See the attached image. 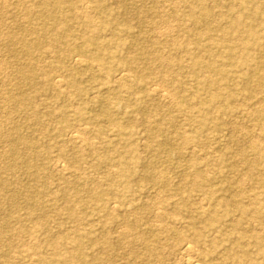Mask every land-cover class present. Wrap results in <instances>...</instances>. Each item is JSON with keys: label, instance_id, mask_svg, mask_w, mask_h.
Instances as JSON below:
<instances>
[{"label": "rangeland", "instance_id": "374dc122", "mask_svg": "<svg viewBox=\"0 0 264 264\" xmlns=\"http://www.w3.org/2000/svg\"><path fill=\"white\" fill-rule=\"evenodd\" d=\"M124 1L131 5L126 16L118 15L113 0H82L60 10H46L37 0H0V183L6 185L0 222L10 220L0 241L11 238L18 247L9 263L57 264L51 244L59 242L65 256L77 257L82 247L85 260L76 264H178L183 238L195 243L192 256L202 264H264V115L253 116L264 109V80L246 84L258 63L247 62L241 46L252 44L255 56L264 51V0ZM84 8L92 27L74 17ZM193 8L213 15L196 25ZM101 9L121 22L127 18V27L104 26ZM33 10L39 15H30ZM118 33L123 44L109 46L112 58L96 62L105 41ZM141 54L171 66L156 62L146 82L131 90L115 86L109 76L124 70L121 61ZM198 57L224 70H203L213 85L200 101L192 95L195 78L184 68ZM25 67L29 74L23 75ZM58 79L64 83L57 86ZM71 80L82 84L84 97ZM244 86L253 97L241 93ZM154 89L158 95L146 96ZM110 90L120 92L114 104L92 99L94 92ZM212 93L222 100L215 111L207 99ZM7 97L17 101L5 102ZM82 110L91 121H79ZM103 110L111 116L95 120ZM156 127L161 135L153 134ZM77 128L78 138L70 141L68 133ZM14 129L19 137L12 136ZM167 139L172 145L160 153ZM231 197L235 204L227 205ZM32 200L38 209L33 216L26 210ZM135 220L140 229L128 237L127 223ZM135 236L140 242L130 244Z\"/></svg>", "mask_w": 264, "mask_h": 264}, {"label": "bare ground", "instance_id": "6f19581e", "mask_svg": "<svg viewBox=\"0 0 264 264\" xmlns=\"http://www.w3.org/2000/svg\"><path fill=\"white\" fill-rule=\"evenodd\" d=\"M37 1L46 10H48L50 8L51 9H56V10L59 9L60 10L61 5H64V4H67V3L71 7H76L77 4L82 3V0H60L58 2H55V1H52V0H37ZM96 1H98V0H96ZM113 1H115L117 3V6L118 7H117V9L115 11L118 13V15L124 14V16H126L127 14H129L131 12V10H130V6L131 5H130V3L128 1H124V0H113ZM4 3H5V1H4ZM98 4H99V7H100V4H103V3L98 2ZM192 7H194V6H192ZM244 11H247V10L244 9ZM39 13L40 12L33 10V11L30 12V15H35L36 16V15H39ZM41 13H43V12H41ZM146 13H145V11L143 12V11H138L137 10V14L139 16L145 17V15H147ZM158 14H160V13H158ZM100 15H99V17H102L104 19L103 20V22H104L103 24H105L104 26H108V25L109 26H113L114 29L119 30V31L121 30L120 28H122L124 26L127 27V24H126V22H128L126 20L127 18L123 22H121L120 20L115 19L114 17H115L116 14L115 13H112V10L111 11L110 10L109 11L108 10L104 11L103 9H101ZM212 15H213V13L211 11L207 10V9H204L202 11V13H196L195 9L193 8L190 17L193 19V21L195 22L196 25H202V24H206V22L208 21V19L210 17H212ZM252 15L255 16L256 15V12H253ZM74 17H75V19H81V20H83V23H84L85 27H87V28L89 26H91V27L94 26V22L95 21L88 14L86 8H84V11H81L80 13H75L74 14ZM47 18L49 20H51V18H53V14L51 16L47 17ZM166 27H165V30L167 29ZM170 27H171V25H170ZM235 27L237 29H239L240 24H238V25L235 24ZM103 29H104V27L101 28V30H103ZM69 31L70 30H68L67 32H69ZM208 31L210 33L211 31H214V30H210L208 28ZM159 33H160V31H159ZM193 33H194L193 34V37L195 36L197 38V41H202L203 35H201L199 33H195V32H193ZM254 36L255 37L257 36L256 31L254 33ZM191 38H192V36H191ZM151 40H154V39H151ZM173 41H174V39H173ZM122 44H123V41L121 40V38L119 36V33L116 34V35H114V36H112V38L109 39V40H106L105 43L103 44V47H101L102 52H103L102 55L98 56L94 60L96 62H98V61L101 62L100 61L101 59H105V58L111 59L112 58V55H110L109 52L107 51L108 50V47L109 46L119 47ZM256 45L257 44H255L254 46H256ZM241 46H242V50L244 51L243 54H244L245 60L247 62H250V63H252V62H256V64L258 63V68L255 69V70H253L252 77L250 78L251 80L245 81L246 84L249 86L250 83H253L256 80H257V82L262 83V80H264V74L259 73V68H263V70H264V51H260V53L257 56H255V55H253L251 53V50H250L251 49L250 47L253 46L252 44H250L248 42L247 43L246 42L245 43L243 42V44ZM191 49H193V48H191ZM231 50H233V48H231ZM231 50L229 49V52L231 53V55L233 57V54L234 53ZM188 51H189V49L187 50V54H189ZM156 62H159L160 63V66H162L164 68H167V67L170 68V66H171L170 63L164 62V59L161 58V57L160 58H158V57L153 58V57H150L147 54H141L138 59H134V58L133 59H124L123 62L121 61V63H122L121 66L124 68V70H122L118 74H116V73L115 74H112L109 77H111L113 79V83L116 84L115 86H117L119 88H121V87H127V88H129V90H131L135 82H138L140 84H144V82H146V79H147V77H146V74H147L146 71L149 70L150 68H153L156 65L155 64ZM80 63H82V61ZM141 65H144V67L142 68ZM83 68H86V67H83ZM184 68H186L189 71V73L195 78L194 80L196 81V85L193 87V89H195V91L193 92L192 95L198 101H200L199 100L200 99L199 97H200L201 92L205 91V89H207L208 87L209 88H212V85H213V81L211 79H209V78H206V79L203 78L204 77V75L202 74L203 70L204 69L205 70H210L211 72L216 73L217 75H223L224 74L223 73L224 70H221L219 68H215V67H213L211 65H205V64H203V62L201 61V59L199 57L196 58V59H194L192 63H189L188 66H184ZM101 71H103V70L101 69ZM21 73H23V75L24 74H29L28 73V69L26 67L21 69ZM132 73H135L134 79L131 76ZM167 73L169 74V72H167V70L164 71V74L165 75ZM226 77H224V79H227ZM62 82L64 83V81H62V79H61V81L58 79V80L55 81V84H57V86H59L60 83H62ZM70 83L73 85V88L77 91V94L79 96L80 95L82 97L85 96L84 95L85 94L84 93V89L82 88V84H80L78 81H77V83L76 82L74 83L72 80L70 81ZM156 89H158V88H156ZM148 92L146 91V93H147V94L145 93L146 96H151V92L152 93L154 92L155 95H158V94H156V92H157L156 90L155 91L148 90ZM241 93L247 94L249 98L253 97V94H254V92H252L251 88L245 87V86L243 87V90L241 91ZM60 95H61V93H60ZM161 95H163V94H161ZM238 95H240V92H239V94L238 93H231L229 95V98H227V99L229 100V99H231L234 96L238 97ZM219 98L220 97L218 95L213 94V93L210 94V95H208V98H207L208 99V103L211 106V107L209 106V108H211L212 110L215 111L219 107H221V103H222L221 101L222 100L219 99ZM85 99H84V101H85ZM92 99L93 100H96L95 103L96 104H99V106H103V105H105V103L114 104V102H113L114 100L115 101H118L120 99V92L115 91V90L114 91L110 90L109 93L108 92L107 93H104V92L96 91V92L93 93ZM253 99L256 100L257 97H255ZM171 100L173 101L172 98H171ZM171 100H170V102H172ZM4 101L10 103V102H13V101L16 102L17 100L16 99H13V98H8L7 97V99L5 98ZM0 102L2 103V100ZM262 102H264V101H262ZM81 106L84 108V105H81ZM183 107H187V104H185ZM85 108H86V106H85ZM226 113H227V111H226ZM228 114H229V112H228ZM262 115H264V109H263L262 112H254L253 113V116L254 117H261ZM76 116L78 117V119H80L79 120L80 122H86V120L91 121V119H87L86 118V113L84 112V110H82L80 112H76ZM110 116H111V114L108 111L103 110L99 114H96L95 115V120L102 119V118H109ZM83 126L84 125H82V127ZM80 129H82V128H80ZM80 129L77 128L76 130L74 129V130H72V131H70L68 133V137H69L70 141L78 138V134H79L78 130H80ZM152 132H153L154 135H157V134L158 135H161L162 134L161 133L162 130L159 127L154 128L152 130ZM13 135L19 137V133H18V130L17 129L12 130V136ZM171 145H172L171 139H167L166 142H165V144L164 145H161V147H160V153H162V152L165 151V150L164 151H161L162 149H165V147H168V146H171ZM82 147H83V145H82ZM158 152H159V150H158ZM15 154H16V152L13 150L12 155H15ZM10 157H11V155L8 156V154H6V155L3 156V158L5 160H8V163H7L8 167L15 168L16 165L11 162ZM57 163L58 162H56V164ZM58 164H60V163H58ZM190 165H194L195 166L194 162H191V161H190ZM55 166H57V165H55ZM59 166L61 168V165H59ZM198 177H200V175ZM154 179H156L154 175H148V176H146V180H153V181H155ZM5 187H6L5 182L4 183H0V189H1V191ZM199 187H200L201 190H204L206 188V185H202L199 182ZM17 199H18L17 196H15L13 198V200L15 202H16ZM157 199L158 198H156V200ZM232 199H233L232 197L226 199V202L225 203L227 205H234L235 202ZM204 204H205V202H204ZM204 206H206V205H204ZM114 207H115V205H114ZM26 210H27V212L30 215H32V216L35 215L36 212H37V210H38L37 209L36 200H34V201L33 200L32 201H27L26 202ZM174 210L180 212L181 207H179L178 205H175L174 206ZM157 213H159V212H157ZM9 222H10V220H6V219H4V220H2V222H0V234L1 235L5 232V230L6 231L9 230V228H10V223ZM139 229H140V224H139L138 220L137 221L136 220L135 221H131V222L127 223V234L126 235L128 237L129 236H133L134 237V235L132 233L138 232ZM8 232H10V230ZM148 233L150 234L149 236H151V238L154 240V242L156 241V243H157L159 241L160 237L158 235H156L155 232H148ZM139 236L138 237L135 236V238L132 239L131 243L130 242L129 243L130 244L137 243L140 240V237ZM179 239H180L179 242H181V245H180V249H179V258L177 260L178 261L177 263L178 264H202V261H199L200 258L197 257V259H198L197 260L194 256H192L194 250L196 249L195 248V246H196L195 243H193L192 241H185L183 238H179ZM196 239H197V242L198 243H200V241L202 240V238L199 235L196 237ZM143 240H144V237H142V241ZM0 242H1L0 243V264H10L9 263L10 262L9 261L10 260L9 258L11 257V255H13V252L18 247H16L15 244H13V240H11V238H9V239L3 238ZM51 246H52L53 253H54L53 256L51 257L52 262H55L57 264H76V261H78V260L79 261H82V262L85 260L84 259V252H83L82 247H80V249L78 248V252H80V255H78L76 257V255H74V254H67L69 256H65L64 254H62V252H61L62 250H61V247L59 246V242H54V243L51 244ZM149 250H150L149 251L150 254H149L148 257H149V259H152V257L154 256V249H152L150 247ZM31 259H32V257H31ZM32 261H33V259H32ZM146 262H148V261H146Z\"/></svg>", "mask_w": 264, "mask_h": 264}]
</instances>
